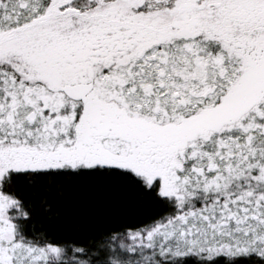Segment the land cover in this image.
<instances>
[{"label":"snow or ice","instance_id":"obj_1","mask_svg":"<svg viewBox=\"0 0 264 264\" xmlns=\"http://www.w3.org/2000/svg\"><path fill=\"white\" fill-rule=\"evenodd\" d=\"M0 264H264V0H0Z\"/></svg>","mask_w":264,"mask_h":264}]
</instances>
